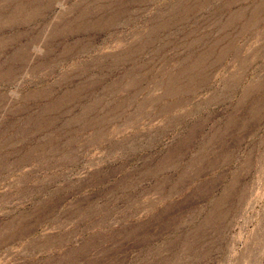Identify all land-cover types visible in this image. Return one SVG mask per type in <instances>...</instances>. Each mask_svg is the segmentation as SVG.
Instances as JSON below:
<instances>
[{
	"label": "rangeland",
	"instance_id": "374dc122",
	"mask_svg": "<svg viewBox=\"0 0 264 264\" xmlns=\"http://www.w3.org/2000/svg\"><path fill=\"white\" fill-rule=\"evenodd\" d=\"M0 264H264V0H0Z\"/></svg>",
	"mask_w": 264,
	"mask_h": 264
}]
</instances>
